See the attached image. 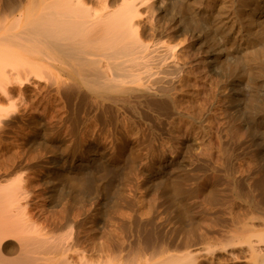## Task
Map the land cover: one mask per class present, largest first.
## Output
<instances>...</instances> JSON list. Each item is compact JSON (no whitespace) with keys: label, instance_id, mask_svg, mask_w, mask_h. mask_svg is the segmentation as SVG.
Here are the masks:
<instances>
[{"label":"bare ground","instance_id":"1","mask_svg":"<svg viewBox=\"0 0 264 264\" xmlns=\"http://www.w3.org/2000/svg\"><path fill=\"white\" fill-rule=\"evenodd\" d=\"M154 122L183 137L157 152L221 143L229 128L264 146V0H0V264H212L205 251L220 242L256 255L264 231L240 216L162 243L143 226L123 242L103 213L97 226L90 193L118 194L106 172L127 161L178 221L187 216L179 156L139 153ZM260 184L234 192L264 213Z\"/></svg>","mask_w":264,"mask_h":264},{"label":"rangeland","instance_id":"2","mask_svg":"<svg viewBox=\"0 0 264 264\" xmlns=\"http://www.w3.org/2000/svg\"><path fill=\"white\" fill-rule=\"evenodd\" d=\"M57 124L58 123L56 122L55 126L58 127L59 125H57ZM89 124H90V127L88 126V128H90L91 130H89L87 128L86 130L88 131V133H89V131H92V129H93L92 127L94 126V123H89ZM152 125L153 126L155 125V127L152 126L154 129L151 127V131L149 133L150 135L148 136L149 138H151L148 140L150 141V143H151L150 145H152V146L150 147V145H149L148 146L149 148L148 147L146 148V146L144 144L145 148L142 146V148H140L139 153L143 156V160L152 159V158L156 157V155L158 156V155H161L162 153L164 155L166 154V156L170 155L171 157H174L175 155L179 156L181 163L179 162V164L175 165V167L179 170V174L182 175V177L180 179L181 180V187H183L185 189L184 190L185 193L186 192L187 193L192 192V194H193V195H191V197L189 196L190 198L189 197L186 198L185 203L187 205L185 204V206L189 209L187 216L185 218H183L182 222H181V220L178 221L176 219V215H175L173 209L169 208L167 203L164 200H162V197H160L158 194L155 193L154 185H153V188L150 185H149V187L147 185H143L145 180H146L144 178V175H140V174L137 175L138 173L136 174V172L134 174L133 172L130 173L131 171L130 172L128 171L127 168L129 167L130 164H128V161H127V164L123 163L117 169H110L106 172L109 175V177L111 178V180L114 182V185L117 187V189H119V192H117L118 194H114L111 197V195L110 196L104 195L101 193L100 190H94V189H93L94 192H93V190L91 191L94 194L90 193L91 194L90 196H92L90 198H92V199L89 202H92V204L94 203L93 205L91 204L93 207L96 203H97V206L99 207V213L95 215V219H97L96 222L98 224L97 226L100 227V219H103L104 217L107 216L106 217L108 219L107 221H109V223L107 222L108 223L107 227L109 226L108 230L110 228V231L113 233H115V231H116L115 236H120V237L125 236L124 234L129 235L128 232L134 231V229H138V228H140V226L144 227V229H143V227H141V229L144 231L147 230V228H145V227H148L147 232L150 229V231L148 233H150V232L154 233V234L151 233V235L153 237L160 235L159 238H163L160 243L163 242L164 238H165V240L166 239L169 240V238L174 237L175 234H176V236H178L179 233H182V232L184 234L182 233L180 235H185L186 233H189L192 230L194 233L206 232L208 229L212 228L211 224H212V226H214L213 222H215L217 224V226H218L217 230H220L219 226H221V228H222V226L225 222L224 219L226 220V218H227L228 222H229L230 220H232V218L235 219L239 216L242 217L241 218L242 221L243 220L245 221V219H246V222H245L246 224L247 223L248 224L254 223L252 225H257V226L261 225L260 226L261 231H264V229H262V228H264L263 227V225H264L263 224L264 213H257L255 211H253L251 206L249 205V203L245 202L244 199L237 197L235 192H234L240 188L239 191H242V193L247 194V196L252 195L254 192L253 186H259V184L261 183L260 184V186H262L261 198L264 199V192H263V190H264V187H263L264 186V146H263V141L260 138H258L257 136H253L251 134L249 135L248 133L247 134L243 133V135L242 134L240 135V132H236V134H235V133H233L234 131H232V133H231L232 129L229 128L230 130L229 129L227 131L225 130V132L223 133L224 137L222 134L221 143H220L217 136L216 137L213 136L212 139L216 140L215 138H217V140H218V141L216 140L218 143V145H217L218 147L216 145H212L215 142L214 140H211L212 144H211V142H209V144L212 145L211 147L209 144H206V145L202 144V147H204V146L207 147V148H205L207 150V152H205L206 150H204V148H202L201 145L200 146L198 145L199 147L195 146V145H192V146L189 145V147L188 146L186 147V145H183V146L177 145L178 147L174 148L173 150L171 149V151H169V149L165 148L164 150L166 152L164 150H162V151L158 150L159 152H157L155 147H153L154 145L156 146L159 144H168L169 145V144H174V143L175 144L176 143L177 144L182 143L181 141H183V139H182L183 137L182 136L178 137L177 134L173 135V133L171 134V132H167V130H163L160 127H157L159 125H157V123H155V122H154V124L152 123ZM65 130H66V128L63 127L60 130V133L63 134L65 132ZM237 133L240 136L237 135ZM193 134L194 133H192V137L193 138L195 137L194 139H196V134H194V135ZM225 134L228 135V137L230 136V138H226ZM171 135H173L172 138H171ZM235 135H236V137H234ZM247 135H249V136H247ZM175 136L177 137V139ZM104 137H106V136L103 135L101 138L102 142L105 139ZM98 138H99L98 140H100V135ZM173 138H174V140H173ZM224 138H226V139H224ZM179 139H181V140H179ZM106 140H108V139H105V141ZM164 140L165 141L168 140V141H166L167 143H165ZM226 140H228V142H229L228 144L226 143ZM253 140L255 143L256 142L257 143L252 144V143H254ZM177 141H179V142H177ZM199 141L197 140V142H199ZM222 143L224 144V148L222 146ZM241 143H243V144L241 145ZM244 143H245V145H244ZM258 143H260L259 145L261 147L258 145ZM215 144H216V142H215ZM231 144L233 147L231 146ZM239 144H240V146H239ZM220 146L222 147V149ZM258 146H259V148H258ZM212 147H214L215 149L213 148L212 151H208V150H211L209 148H212ZM227 147H231V148H227ZM12 148L11 149H10V147L8 148V149H10L11 153H12V151H15V152L19 151V149H16L13 146H12ZM198 148H199V150H198ZM201 148L204 151H200V150H202ZM255 149H256V151H255ZM16 150H18V151H16ZM55 150H56V148H55ZM226 151H227V153H225ZM197 152H199V154H200V152L201 153L203 152L206 154L205 155H203V154L199 155V154H197ZM34 153L36 155H34ZM34 153L32 152L31 155L37 156L38 159H47L48 157L51 156V153H49L50 154L49 155L47 153V151L45 152V150H43V149H38V151H34ZM173 154H174V156H173ZM195 156H196V158H195ZM3 158H4L3 155L0 154V159L2 160ZM207 158H209V159H207ZM129 163H130V161H129ZM98 170H99L98 174L101 173L100 169H98ZM249 170H251V173L252 172L253 173L251 174L249 172ZM256 170H257V172H256ZM126 171H128V172H126ZM254 172H256V173H254ZM38 173H40V174L42 173L41 169H39ZM125 173L127 174L126 176H125ZM128 173H130V174H128ZM259 173H261V174H259ZM255 175L256 176L260 175L259 177L261 178V182H260V179L257 178V179H259V181L257 180L256 182H259V183H257L256 185H255V181L253 180V179H255ZM29 176L32 178L33 174H30ZM98 184L99 183H97V185ZM61 186L63 187V191L61 192L60 197H61V199H66L67 194H66V188L64 187L66 185L62 184ZM94 186H96V184L93 185V187H91V189L96 188ZM100 186H102L101 181H100ZM235 187H237V188H235ZM60 190H61V188H60ZM96 191H99L101 194L99 193V195H98V192L96 193ZM182 191H183V189H182ZM95 193H96V195H95ZM208 195H209L210 200L205 199L208 197ZM57 196H59V195H57ZM96 196H97V198H95ZM122 196H124V197H122ZM205 196H207V197H205ZM210 196H211V198H210ZM115 199H117L118 204H120V205H118L119 207L117 206V208H115L116 206L114 205ZM212 199H213V201H212ZM257 199H258V197H257ZM210 201H212V202H210ZM121 202H123L124 204L123 203L121 204ZM207 202H209L210 204ZM125 204H127V206ZM133 204H135V209L137 210V212H135V213H131L130 209L127 210V208L128 207L131 208V205L133 206ZM91 205L89 207H87V210H90L93 208ZM99 205L100 206L102 205L101 212H100V206ZM122 205H123V207H122ZM137 205H138V207H137ZM111 206L114 207L115 209L112 208ZM124 206L126 209L124 208ZM121 207L124 208L125 210L121 209ZM238 211H240L241 213H236ZM108 212H111V213H108ZM102 213L104 214V217H103ZM54 214L55 215L58 214V216L61 215V213H54ZM73 214H76V213H73ZM90 214H92V213H90ZM120 216H122V217L124 216L123 220L127 221L129 223H123V225L121 226L122 222L120 220H117ZM89 217H92V216L89 215ZM215 218H218V221H219V219H222L223 222H222V220L220 222H218V221H216L217 219H215ZM134 220L137 222L136 223V225L138 224L137 226H135V223L133 224ZM140 221L143 223V225H141L142 223H140ZM119 222H121V223H119ZM145 223H147L148 226ZM208 224L210 225L211 228L208 227ZM144 225H146V226H144ZM215 227H216V225H215ZM215 227H213V228H215ZM132 228H134V229H132ZM123 230L126 231V233ZM181 230H182V232H181ZM204 230H206V231H204ZM177 233H178V235H177ZM158 236H157V239H158ZM116 238L118 239V237H116ZM125 238L127 239V237H125ZM125 238L123 237L124 240L122 238H120V239L123 242H125L126 241ZM120 239H119V241H120ZM158 240H160V239H158ZM165 240H164V242H167V240L166 241ZM218 244H220V245H218ZM222 244H223V246H222ZM224 244L225 243H223V242L222 243L221 242L215 243L214 244L215 246L212 245L214 248L211 246L212 247V248L210 247L211 249L208 248V250L205 251L207 256H209V254L212 255V257H209V258H213V260H210V261H212L211 262L212 264H264V245L261 244L259 247V248H261V249H259V252H257L256 255H252L250 252H248L249 249L246 245H243L242 247L237 245L238 247L237 246L235 247L231 243L229 244V242H228V245H226V244L224 245ZM246 247H247V249H246ZM229 253H230V255H229ZM203 255H205V254H203Z\"/></svg>","mask_w":264,"mask_h":264}]
</instances>
